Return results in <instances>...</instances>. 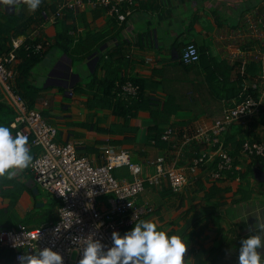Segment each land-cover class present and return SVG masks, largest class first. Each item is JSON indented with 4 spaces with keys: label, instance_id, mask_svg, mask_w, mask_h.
Masks as SVG:
<instances>
[{
    "label": "crops",
    "instance_id": "crops-1",
    "mask_svg": "<svg viewBox=\"0 0 264 264\" xmlns=\"http://www.w3.org/2000/svg\"><path fill=\"white\" fill-rule=\"evenodd\" d=\"M66 1L41 0L35 11H29L23 2L19 10L0 3L4 15L34 17L36 21L40 12L44 17L45 28L39 36L43 56L31 69L30 85L20 87L27 104L56 129V143L76 142L77 154L93 165H101L107 146L128 152L143 178L154 173L149 163L158 156L170 161L177 158L175 167L184 170L187 185L174 195L165 180L158 186L145 184L136 204L149 211L137 222L154 220L158 230L169 229V235L188 239L185 259L190 264H238L241 240L256 234L250 229L256 215H264V156L246 157L234 144L229 145V153L236 152L230 156L232 168L212 180L216 159L192 171V160L204 146L190 143L176 157L173 146L178 137L169 151L154 144L150 131L210 128L241 102V96L239 100L219 99L232 94V86L255 92V98L249 99L258 101L264 92V62L254 55L264 60V0H134L132 14L124 23L106 14L105 8L85 7L66 11L61 20L48 26L46 19ZM191 43L204 49L211 61L204 60V66L199 62L183 65L180 54ZM126 82L137 86L138 92L140 85L142 95L132 98L119 91V85ZM142 97L144 102L133 116L123 115L117 107L118 101ZM12 108L0 87V126L9 127ZM260 109V120L252 121L249 129L232 124L221 138L233 135L229 141L264 144V99ZM167 114L171 115L166 118ZM30 149L34 157L38 150ZM120 169L116 179H126L127 172L132 180L126 167L116 170ZM30 180L28 168L11 180L0 178V229L48 224L8 223L10 211L24 218L30 210V202L24 206L18 201L23 189L30 194L33 208L39 204L27 186ZM109 199L98 200L100 209L108 207ZM133 227L123 229L121 235ZM258 251L264 256V249ZM12 260L6 254L0 256V264H12Z\"/></svg>",
    "mask_w": 264,
    "mask_h": 264
},
{
    "label": "built area",
    "instance_id": "built-area-1",
    "mask_svg": "<svg viewBox=\"0 0 264 264\" xmlns=\"http://www.w3.org/2000/svg\"><path fill=\"white\" fill-rule=\"evenodd\" d=\"M134 0H68L60 4L47 18L48 26L61 20L64 13L81 11L85 7L92 10L105 8L106 14L114 16L118 22L124 23L132 14ZM45 23L33 27L30 39L39 36V28ZM23 36L12 38L9 50L0 55V87L3 94L11 101L15 116L10 128L22 132L29 139V146L37 148L33 164L28 168L37 187L42 188L52 198L60 201L55 222L42 224L34 229L19 225L14 229H0V256L2 252L12 251V264H19L18 257L35 254L36 250L51 248L63 257L64 264H79L83 258L86 239L92 237L104 244L105 251L112 246L111 235L131 227L149 209L136 204L137 197L144 191L145 184L158 186L165 180L172 194L179 195L187 185V176L183 169L176 168V159L167 160L158 156L150 164L154 173L141 176L139 165L131 162L130 154L122 149L114 150L107 146L102 151L101 165H93L87 158L76 152V142L58 144L54 141L56 129L44 120L41 113L30 108L26 100L17 92L15 79V54L24 46ZM28 49V46H25ZM34 53L44 52L43 44L33 47ZM254 59H262L259 54ZM181 63L185 66L199 62V54L194 44H187L180 54ZM256 88V86H254ZM119 91L127 97H136L138 87L130 82L119 85ZM264 92H260L258 101L247 99L237 107L227 110L221 119L215 121L210 128L197 126L186 127L177 132L173 127L163 131L162 142H178L173 149L176 157L190 143L204 146L192 160V171L197 167L217 160L216 170L210 177L221 178V173L232 168V160L221 140L222 134L232 124H246L259 113L263 104ZM214 149V150H213ZM243 152L247 157H263L264 144L261 142H244ZM126 167L132 180L116 179L114 170ZM110 196L108 207L100 209L98 200ZM79 237V244H73L72 238ZM75 252L74 259L70 258Z\"/></svg>",
    "mask_w": 264,
    "mask_h": 264
},
{
    "label": "clouds",
    "instance_id": "clouds-1",
    "mask_svg": "<svg viewBox=\"0 0 264 264\" xmlns=\"http://www.w3.org/2000/svg\"><path fill=\"white\" fill-rule=\"evenodd\" d=\"M21 2L29 11H35L41 4V0H0L16 10ZM28 145L29 139L22 132L17 131L13 136L9 127L0 126V178L11 180L32 166L33 156ZM158 227L154 220H140L123 235L114 231L112 246L107 251L100 240L90 236L86 239L79 264H190L185 259L188 239L169 235V229L158 230ZM250 231L256 234L241 240L238 264H264V256L258 251L264 249V215H256V223ZM80 241L79 237L72 238L73 244ZM33 250L35 254L19 256V264H64L62 255L51 248Z\"/></svg>",
    "mask_w": 264,
    "mask_h": 264
},
{
    "label": "trees",
    "instance_id": "trees-1",
    "mask_svg": "<svg viewBox=\"0 0 264 264\" xmlns=\"http://www.w3.org/2000/svg\"><path fill=\"white\" fill-rule=\"evenodd\" d=\"M43 18L44 17H43V15L40 12L37 15L36 21H35L34 17H28V16H23V15L12 16V15H9V14L4 15V14L0 13V55L6 53L9 50L10 41H11L12 38H17V37H20V36H23V37L26 38V42H25L24 46L21 47L18 51H16L15 62H14L15 69H16V72H17V77L15 79V87L17 88V92L24 99H25V95H24V93H22V89H23L24 85H26V84L30 85L29 82H28V78H29V74L31 73V69L34 67V65H36L39 62L40 58L43 56V52H42V54H39V53H34V51H33V47L35 45L43 43L42 40L39 38L40 35L38 37H34V38L30 39L31 37L29 36L30 35L29 31L33 27H37L38 28V26L41 25L44 22V21H42ZM41 29H43V28L40 27L39 30H41ZM25 46H28V49H25ZM197 51H198V54H199V63H201L202 66H204V63H206V61H204V60L211 61V59H209L204 54V52H205L204 49H200L199 50L197 48ZM204 69L207 71L206 67H204ZM132 83L135 84V85L138 84L135 80H133ZM140 89H141V87L139 85V92L138 93L141 96L142 92L140 94ZM232 90L234 91L232 94H230V95L229 94L220 95L219 99L239 100V97L241 96V99L246 101L247 99L252 98V97L255 98V96H256L255 92H252L250 90H242V89L240 90V89H236L234 86H232ZM105 94L108 95V97H110V93L109 92H106ZM140 96H138V97H140ZM111 97H112V95H111ZM242 100H239V102L240 101L241 102L238 103V104L243 103L244 101H242ZM143 102H144V98L143 97L141 99H139V100H137V99H133V100L128 99V101H126V102L118 101L117 102V107H118V109L121 110L123 115L133 116V114H134L133 112L137 108L141 107ZM163 106L164 105H162V107ZM29 107L32 108V105H29ZM11 111H12V115L15 116V112H14L13 108L11 109ZM261 113H262V109L259 110L258 116H255V117L251 118L249 120V122H247L244 125L239 124V123H236V124L241 126V127L249 129L250 126H252V124H255L256 122H258L260 120V118L262 116ZM171 114H167L166 118H168ZM13 116H11V121H12ZM263 120L264 119L262 118V121ZM251 122H252V124H251ZM10 123L11 122L9 121L8 125ZM163 131L164 130L160 129V128L159 129H156V128L151 129L150 133H151V135L153 137L152 140H153L154 144L159 145L160 147L164 146L167 150L172 151V142H162L160 140V136L163 133ZM225 132H227V130ZM14 135H15V133H14ZM223 137L221 138L222 140H223ZM225 137H224L223 141L225 142L224 145H225L227 151H228L229 145L232 147V145L234 144V148L238 149V150L241 149L242 153L247 157V155L243 152V145H244L243 142H238V141L232 142V141H229V140H233V135H230L229 137H227V140H225ZM245 142H247V141H245ZM248 143L251 144V143H254V142H248ZM235 153L236 152L234 150L232 151V153H229V151H228L229 157L230 156L231 157L234 156ZM212 168L214 170H216V165H215V167L212 166ZM30 192L32 193V191H30ZM45 205H50V210L49 209L48 210H44L43 209L42 214L38 215L39 216L38 218L39 219H44V221H46L47 223L55 222L56 219H57V216H56L57 209L61 206L60 201L55 200V199L52 198L51 203H46ZM35 209H36V207L34 208V210ZM25 226L28 229L36 228L34 225H29V224H27ZM10 229H14V228H10ZM4 254H6L7 259L9 261H11V259L13 257L12 251L5 250V251L2 252V255H4Z\"/></svg>",
    "mask_w": 264,
    "mask_h": 264
},
{
    "label": "rangeland",
    "instance_id": "rangeland-1",
    "mask_svg": "<svg viewBox=\"0 0 264 264\" xmlns=\"http://www.w3.org/2000/svg\"><path fill=\"white\" fill-rule=\"evenodd\" d=\"M9 121H11L10 117L8 118L7 123ZM7 126H8V124H7ZM121 172H122L121 169L120 170H114L112 175L115 178H118L120 176ZM125 172H126V170H125ZM124 177L127 180H130V176H129V174H127V172L124 174ZM37 188H38L39 194L36 196V199L39 201V204H43L45 202L46 203H51L52 196H50L42 188H40V187H37ZM22 189H23V187L19 186V190L21 191ZM21 192H19L18 195H17L18 196V201L20 200V202H23L24 206H25V204H28L30 202V210L27 213V215H25L24 218L20 217L19 214L16 211H10L9 217H8V223L12 224V225H15L16 223H19V222H22L23 224L32 223V222H36L37 224H40L41 222L44 221V219H39L38 215L42 214L43 209L44 210H48V209L50 210V205H45L46 204L45 203L44 206H42V207L39 206L38 208H36L34 210V208H33V200L31 198L30 194L24 189H23V192L22 193ZM75 256H76L75 252H72L71 255H70V258L74 259Z\"/></svg>",
    "mask_w": 264,
    "mask_h": 264
},
{
    "label": "water",
    "instance_id": "water-1",
    "mask_svg": "<svg viewBox=\"0 0 264 264\" xmlns=\"http://www.w3.org/2000/svg\"><path fill=\"white\" fill-rule=\"evenodd\" d=\"M30 182H31V185H27L29 188H32V191H33V193H34V195H38V189H37V187H35L34 186V180H30ZM36 207H42L43 206V204H36L35 205Z\"/></svg>",
    "mask_w": 264,
    "mask_h": 264
}]
</instances>
